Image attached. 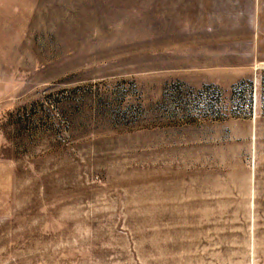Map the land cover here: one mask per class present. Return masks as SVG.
<instances>
[{
  "label": "rangeland",
  "instance_id": "1",
  "mask_svg": "<svg viewBox=\"0 0 264 264\" xmlns=\"http://www.w3.org/2000/svg\"><path fill=\"white\" fill-rule=\"evenodd\" d=\"M0 264H264V0H0Z\"/></svg>",
  "mask_w": 264,
  "mask_h": 264
}]
</instances>
